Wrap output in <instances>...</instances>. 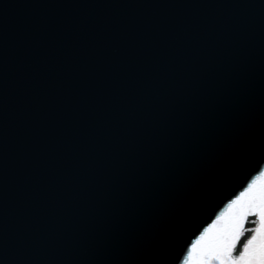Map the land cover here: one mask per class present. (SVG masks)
I'll use <instances>...</instances> for the list:
<instances>
[{"label": "water", "instance_id": "water-1", "mask_svg": "<svg viewBox=\"0 0 264 264\" xmlns=\"http://www.w3.org/2000/svg\"><path fill=\"white\" fill-rule=\"evenodd\" d=\"M262 146L264 0H0V264H151Z\"/></svg>", "mask_w": 264, "mask_h": 264}, {"label": "clouds", "instance_id": "clouds-1", "mask_svg": "<svg viewBox=\"0 0 264 264\" xmlns=\"http://www.w3.org/2000/svg\"><path fill=\"white\" fill-rule=\"evenodd\" d=\"M255 214L253 235L239 255H233L238 222ZM183 264H264V174L253 182L249 194L217 216L215 223L188 250Z\"/></svg>", "mask_w": 264, "mask_h": 264}, {"label": "snow or ice", "instance_id": "snow-or-ice-1", "mask_svg": "<svg viewBox=\"0 0 264 264\" xmlns=\"http://www.w3.org/2000/svg\"><path fill=\"white\" fill-rule=\"evenodd\" d=\"M253 158L250 156L245 162L246 166L242 175L231 181L225 191L202 212L200 217L194 220L187 229V234L178 239L173 247L166 250L159 258L154 259L151 264H183V260L192 244L215 223L217 216L234 202H238L246 197L250 192L253 182L257 177L264 174V146H262L259 152L258 162L252 164ZM237 184L239 186L235 187ZM256 219L255 214H245L238 222V238L235 241L233 255H239L244 250L253 235L252 229L256 226Z\"/></svg>", "mask_w": 264, "mask_h": 264}]
</instances>
